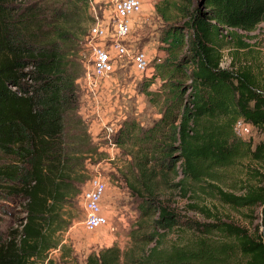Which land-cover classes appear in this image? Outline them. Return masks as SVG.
I'll return each instance as SVG.
<instances>
[{
    "label": "trees",
    "instance_id": "16d2710c",
    "mask_svg": "<svg viewBox=\"0 0 264 264\" xmlns=\"http://www.w3.org/2000/svg\"><path fill=\"white\" fill-rule=\"evenodd\" d=\"M89 3L0 0V210L22 204L27 214L19 234L0 241V264H53L49 252L62 248L55 237L65 229L64 209L89 180L87 161L98 148L78 111L77 83L79 53L95 21ZM157 13L168 24L160 48L168 59L156 64L142 92L162 103V117L147 129L126 121L113 141L132 156L125 181L140 200L139 232H131L140 252L126 254V262L217 264L228 252L224 245L211 249L206 239L191 248L161 247L159 232L183 225L159 191L179 188L186 196L203 177L212 178L213 165L231 162L240 119L264 128V101L252 78L221 66L223 43L264 22V0H162ZM158 78L160 89L150 90ZM237 200L239 207L263 205L264 188ZM142 221L154 234L140 232ZM235 230L250 264H264V243L251 246L248 234ZM122 258L112 247L92 253L86 264H120Z\"/></svg>",
    "mask_w": 264,
    "mask_h": 264
},
{
    "label": "rangeland",
    "instance_id": "374dc122",
    "mask_svg": "<svg viewBox=\"0 0 264 264\" xmlns=\"http://www.w3.org/2000/svg\"><path fill=\"white\" fill-rule=\"evenodd\" d=\"M142 1L143 10L136 16L128 39L132 41L134 51L145 53L150 61L151 71L146 75L140 74L129 61L127 63L122 61L117 65V71L112 76L115 77V86L119 91L125 90L127 99L124 106H128L130 112L122 117L124 119L122 121L117 122L114 118L103 125L99 134L95 135V138L102 140L101 143L110 137H116L126 121L135 120L142 128L147 129L162 117V103L150 102L142 92V85L154 77L156 64L168 59V53L160 50L161 37L168 24L157 13V6L162 0ZM88 11L95 21L88 24L84 43L88 41V34L95 23L108 20L111 5L108 0H90ZM238 35L237 38H228L223 43L221 66L235 74L248 73L254 82L253 88H256L264 101V22L254 32L238 31ZM184 54L182 53L179 59ZM91 59V54L86 52L84 44L79 53L83 74L77 82L80 89L78 111L81 117L80 80L85 79L87 89H92L86 73L92 70ZM161 84V78H158L150 90L157 91ZM189 84L190 82L186 81V85ZM89 93L91 100L98 102V97L90 90ZM140 108L143 112L138 113ZM83 120L94 140L89 123L84 118ZM232 133L236 137L232 146H236L237 154L228 164L215 167L213 165L212 178L203 177L199 184L190 188L186 196L179 188L165 190L166 187L161 186L159 191L161 203L178 214L183 225L171 231L159 232L163 235L162 248L168 250L176 245L191 248L197 242L206 239L211 249H220L224 245L228 252L226 259L217 264H250L252 257L245 255L241 250L235 237V229L248 234L252 240L251 246L254 243H264V204L251 207L237 206V199L247 196L252 190L264 188V151L258 150L259 146L264 145V128L240 119ZM94 144L97 146L95 142ZM109 145L112 149L109 153L101 152L97 146L98 153L92 157L93 160L87 161L89 180L81 187L79 198L64 209L65 229L58 232L55 237L62 248L49 252V259L54 262L53 264H86L92 253H99L112 247L119 248L123 254L120 264H127L126 254L140 252L138 247L141 245L139 246L131 237L132 231L139 232L141 224L140 200L132 194L125 181V176L130 177L132 156L125 154L124 150L113 142ZM95 177H100L107 187L103 208L110 224L96 230H88L84 225L86 217L82 193L91 187V181ZM6 211L0 210L2 242L10 241L12 236L19 234L27 216L22 204H11ZM68 222L70 225L66 228ZM148 225L143 224L140 232L154 234Z\"/></svg>",
    "mask_w": 264,
    "mask_h": 264
},
{
    "label": "built area",
    "instance_id": "2783aa9c",
    "mask_svg": "<svg viewBox=\"0 0 264 264\" xmlns=\"http://www.w3.org/2000/svg\"><path fill=\"white\" fill-rule=\"evenodd\" d=\"M108 1L111 5L108 20L95 23L85 43L86 52L92 57V70L86 72L92 88L89 90L96 97L99 82L114 75L117 65L122 61L132 63L133 68L140 74L146 75L151 71L150 61L145 53L134 51L132 41L128 39L136 22V16L143 10V1ZM152 72L154 73L153 70ZM114 137H110L109 140L113 142ZM106 191L105 182L100 177H95L91 181V187L82 193L86 217L84 225L88 230H96L110 224L103 208Z\"/></svg>",
    "mask_w": 264,
    "mask_h": 264
},
{
    "label": "crops",
    "instance_id": "0c3cea01",
    "mask_svg": "<svg viewBox=\"0 0 264 264\" xmlns=\"http://www.w3.org/2000/svg\"><path fill=\"white\" fill-rule=\"evenodd\" d=\"M140 19H142L140 17ZM81 87V115L89 123L90 131L94 137V142L97 144L99 149L105 152H110V140H106L101 143L102 140L95 138L96 134H99L103 125L108 123L109 120L116 118L117 122L124 120L122 117L130 112L128 106H124L127 99L125 90L119 91L118 87L115 86V77L110 76L102 79L99 82L97 88L98 102L91 100V94L89 93L85 79L80 80ZM123 95H126L123 97ZM124 98V100H123ZM143 112L142 108L139 109L138 113Z\"/></svg>",
    "mask_w": 264,
    "mask_h": 264
}]
</instances>
